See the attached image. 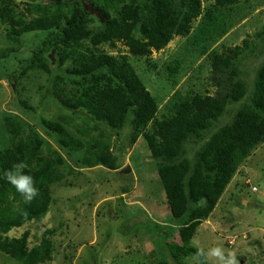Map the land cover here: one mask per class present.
Wrapping results in <instances>:
<instances>
[{"label": "trees", "instance_id": "trees-1", "mask_svg": "<svg viewBox=\"0 0 264 264\" xmlns=\"http://www.w3.org/2000/svg\"><path fill=\"white\" fill-rule=\"evenodd\" d=\"M35 1L38 0H0V15L40 19L34 18L20 32H32L26 44L28 58L23 59L21 51L0 58V70H7L0 80L13 86L28 71H42L53 76L51 96L62 109L82 111L95 124L113 130L129 122L131 140L140 136L146 145L170 224L177 228L179 243L167 245L172 259L177 263L192 255L201 259L198 250L190 246L196 229L210 216L239 166L264 142V63L257 68L252 92L245 99L238 59L245 55L248 40L221 53L212 52L211 77L226 82L225 91L215 96L192 93L182 101H173L166 114L157 116L158 103L128 56L110 55L101 46L120 42L131 56L148 63L152 51L163 50L175 37L188 35L192 22L201 15V0H45L49 3L31 7ZM213 1L226 6L238 0ZM61 10L68 12L65 21L45 25L42 18ZM19 37L15 35V39ZM48 55L54 68L47 61ZM230 104H239L230 122L215 128ZM64 125L63 120H41L44 133L55 140L67 158L83 151L77 160L81 168L103 166L117 170L116 158L101 137L94 138L91 129L75 131L80 136L76 137ZM0 127L5 137L0 147V254L18 264L51 262L52 231H45L32 247L28 231L18 238L8 234L48 213L51 187L62 179L56 166L64 165L65 158L59 150L47 146L32 128L25 132L14 117H3ZM8 135L12 136V144ZM189 145L199 146L191 158L186 156ZM43 149L48 155H43ZM21 161L28 165L25 171L34 177L39 189L30 204L3 176L4 170ZM157 228L160 234L162 227Z\"/></svg>", "mask_w": 264, "mask_h": 264}, {"label": "rangeland", "instance_id": "rangeland-1", "mask_svg": "<svg viewBox=\"0 0 264 264\" xmlns=\"http://www.w3.org/2000/svg\"><path fill=\"white\" fill-rule=\"evenodd\" d=\"M36 3L49 2L38 0L30 6ZM201 5V15L192 22L188 35L177 36L163 50L152 51L148 63L131 56L120 42L101 46L110 55L128 56L136 74L158 103L157 116L166 114L173 101H182L192 93L215 96L225 91L226 82L211 77L212 52L221 53L248 40L245 55L238 59L245 99L252 92L257 68L264 63V0H238L226 6L201 0ZM57 13L42 18L45 25L49 27L68 18L67 10ZM34 18L40 20L1 13L0 58L14 51H21V57L28 58L26 44L32 32H20ZM259 34L262 36L258 37ZM15 35H20V40ZM46 58L54 68L51 56ZM4 71L0 70V76ZM52 78L42 71H28L13 86L0 80V123L5 116L14 117L25 132L32 128L47 146L57 151L55 140L41 127L42 119L63 120L76 137L80 136L75 131L83 133L91 129L94 138L101 137L109 145L117 170L103 166L81 168L77 160L83 151L69 159L59 150L65 158L64 165L56 166L62 179L51 187L48 213L39 221L12 230L8 237L18 238L28 231V244L32 247L45 231H52L53 258L44 264H217L206 256L198 259L192 255L180 263L172 259L167 245L179 243L177 228L170 224L155 166L142 138L131 140L129 122L113 130L95 124L82 111L62 109L51 96ZM238 105H228L214 127L228 124ZM7 139L12 142L11 135ZM4 144L0 127V147ZM198 147L186 146V156L191 158ZM42 151L48 155L47 150ZM157 227H162L160 234ZM218 245L233 251L239 264H264V142L239 166L210 216L202 221L190 241V246L205 254ZM0 264L18 263L0 254Z\"/></svg>", "mask_w": 264, "mask_h": 264}, {"label": "clouds", "instance_id": "clouds-1", "mask_svg": "<svg viewBox=\"0 0 264 264\" xmlns=\"http://www.w3.org/2000/svg\"><path fill=\"white\" fill-rule=\"evenodd\" d=\"M27 168L28 165L21 161L14 164L11 169L4 170L3 176L23 197L24 202L30 204L39 195V189L36 187L34 177L26 173ZM197 255L212 258L217 264H239L233 251L219 245L210 248L206 254L202 250L198 251Z\"/></svg>", "mask_w": 264, "mask_h": 264}, {"label": "built area", "instance_id": "built-area-1", "mask_svg": "<svg viewBox=\"0 0 264 264\" xmlns=\"http://www.w3.org/2000/svg\"><path fill=\"white\" fill-rule=\"evenodd\" d=\"M230 244H233V242H230Z\"/></svg>", "mask_w": 264, "mask_h": 264}]
</instances>
